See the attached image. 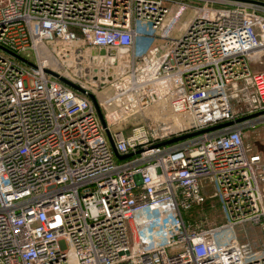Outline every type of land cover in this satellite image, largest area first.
Returning <instances> with one entry per match:
<instances>
[{
    "label": "built area",
    "instance_id": "built-area-1",
    "mask_svg": "<svg viewBox=\"0 0 264 264\" xmlns=\"http://www.w3.org/2000/svg\"><path fill=\"white\" fill-rule=\"evenodd\" d=\"M257 1L0 0V264H264L235 232L264 238V160L244 144L264 126ZM137 36L166 43L144 54ZM45 41L61 63L114 48L118 64L100 86L74 75L84 92ZM208 198L224 222L188 217Z\"/></svg>",
    "mask_w": 264,
    "mask_h": 264
},
{
    "label": "rangeland",
    "instance_id": "rangeland-1",
    "mask_svg": "<svg viewBox=\"0 0 264 264\" xmlns=\"http://www.w3.org/2000/svg\"><path fill=\"white\" fill-rule=\"evenodd\" d=\"M168 7L171 9V11H174V6L172 4H167ZM191 15V10L188 9L184 12V14L181 16L178 24L176 25L174 31L172 32V36L178 37L182 33L183 23L189 18ZM146 33L150 32L149 27L147 28ZM166 43V41L161 39H150L142 36L136 37V48L141 49L144 54L148 53V50L153 47H159V51L157 52V55H160L162 52L161 47ZM60 42L58 40H55V43L53 45H58ZM39 48V54L42 57H47L50 61L51 67H56V64L58 62L57 57L55 56L53 52V46L50 42H41L38 45ZM75 53V52H74ZM78 52L75 53L77 55ZM24 55V53L22 54ZM73 56V54H72ZM32 59V57H30ZM60 62V61H59ZM248 62L250 69L252 71H264V50H257L256 52L251 53L248 56ZM68 63H71L68 65ZM68 63H59V67H64L63 70H61L68 78V80L78 83L75 76L79 75L80 81H82L84 84L88 86V78H86L87 73H90L91 68L95 69L93 66H96L95 64H90V61L87 60H81L78 62L75 60V57L72 58V60L68 61ZM76 63V65H74ZM76 66V68L74 67ZM82 69H81V68ZM87 67V69H85ZM99 70L101 73H103V67L102 65H98ZM76 69H79V73H77ZM111 71V69L109 70ZM80 74L82 75L80 77ZM92 73L89 74V76ZM75 75V76H74ZM71 76V77H70ZM73 76V77H72ZM70 77V78H69ZM88 77V76H87ZM75 78V79H74ZM90 78V77H89ZM111 78V75H110ZM109 78V79H110ZM93 79V77H92ZM74 80V81H73ZM112 92V88L107 84L101 88L97 92V98L98 100L102 99L103 96H106ZM234 105L237 104V101H233ZM142 123L140 120H134V122H128L129 125L131 124H137ZM244 144L248 145L252 151H255L259 153L263 160H264V126H259L256 129L248 130L245 133L244 138ZM213 191L208 190L207 194L212 193ZM188 217L193 219H199V218H206L209 225H215L219 224L221 222H224L226 220V213L225 209L223 207V204L219 198H208L205 203H203L201 206L193 208L189 213ZM235 232L242 242H249L250 245L255 247H260V245L264 242L263 238V232L261 229L255 225H253L250 222L243 223L241 225H238L235 227Z\"/></svg>",
    "mask_w": 264,
    "mask_h": 264
},
{
    "label": "water",
    "instance_id": "water-1",
    "mask_svg": "<svg viewBox=\"0 0 264 264\" xmlns=\"http://www.w3.org/2000/svg\"><path fill=\"white\" fill-rule=\"evenodd\" d=\"M249 1H254V2H258V3H262V2H260V1H257V0H249ZM123 50H119V52H122ZM106 53H107V61H108V64L110 65V64H112V65H114V63H115V60H116V57H117V50L116 49H114V48H109L107 51H106ZM16 57H18V58H20L21 60H23V61H25L22 57H20V56H18V55H15ZM66 82H68L70 85H72L73 87H75V88H77V89H80V90H82V91H84L85 92V90H83L82 88H80L78 85H76L75 83H73V82H70V81H68V80H66V79H64ZM89 95H90V97L92 98V100L94 101V104H95V106H96V108H97V111H98V113H99V115L101 116V112H100V110H99V108H98V105H97V103H96V100L94 99V96L92 95V94H90L89 93ZM196 133H198V132H194V133H192V134H196ZM192 134H188V135H184V136H181V137H178V138H174V139H171V140H169V141H166V142H164V143H168V142H172V141H175V140H178V139H181V138H184V137H186V136H190V135H192ZM131 154L129 153V154H124V155H119L117 152H116V156L118 157V158H125V157H127V156H130Z\"/></svg>",
    "mask_w": 264,
    "mask_h": 264
},
{
    "label": "bare ground",
    "instance_id": "bare-ground-1",
    "mask_svg": "<svg viewBox=\"0 0 264 264\" xmlns=\"http://www.w3.org/2000/svg\"><path fill=\"white\" fill-rule=\"evenodd\" d=\"M99 57H101V61H94L93 62V64H95L96 66H94V70H95V72L96 73H94V77H93V79H91V81L93 82V83H95V81H97V83H98V86H100V84H103V83H106V82H108L109 81V77L110 76H103L102 74L103 73H100V71H98L99 70V67L97 66V65H99V64H103V66L105 67V68H108V69H111L112 70V67L114 66V65H116V63L118 64V61H116L115 60V63H114V65H112V64H108V61H107V59H106V61H104L105 59H103V58H107V53H106V57L105 56H100L99 55ZM47 58V57H46ZM47 60H48V62H49V59L47 58ZM101 62V63H100ZM104 64H106V66L104 65ZM62 67V66H61ZM61 67H59V62H57V64H56V69L57 68H61ZM117 69H119V67H116L115 68V70H117ZM104 71H107L106 69H104L103 70V72ZM98 76V77H97ZM73 77V76H72ZM170 120H172V119H170Z\"/></svg>",
    "mask_w": 264,
    "mask_h": 264
}]
</instances>
